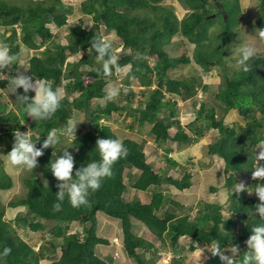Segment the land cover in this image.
<instances>
[{
	"label": "trees",
	"instance_id": "1",
	"mask_svg": "<svg viewBox=\"0 0 264 264\" xmlns=\"http://www.w3.org/2000/svg\"><path fill=\"white\" fill-rule=\"evenodd\" d=\"M164 1L84 0L82 11L93 18L94 24L87 27L80 22L69 26L68 42L62 44L57 41V35L49 24L54 23L59 28L67 26L73 8L63 0H0V26L4 28V34L11 30L8 37L2 36V42L10 46L11 52L19 60L22 45L36 50L37 53L30 58L29 70L24 74L46 80L54 89H61L65 95L61 108L47 121L37 122L28 116L16 102L15 94V105L10 108L1 90L7 89L9 82L17 75L15 70L19 65H13L10 76L0 79V155L11 151L14 129L26 131L29 127L36 130L40 137L37 147H40L47 133L63 127L74 115V111H85L91 128L76 133V139L72 141L74 150L68 149L76 160L75 172L80 164L100 159L95 148L98 138H119L112 127L101 122V119L116 112L130 111L129 115L139 126L151 125L150 135L161 147L169 141L178 143V146H182V143L189 144L198 141L211 129L218 130L219 135L208 144L207 151L209 155L224 161L225 172L229 174L227 187L237 184L238 177L244 178L251 174L255 170L251 167L255 155L253 149L258 141L264 140V55L258 53L249 62L251 70L248 72L243 71L241 66L227 72L229 51L226 41H230L231 28L241 24L244 12L240 0L235 4L231 0H178L184 8L182 10H185L182 18L171 7L164 5ZM217 1L224 3L227 18L220 12L212 16L213 6L218 8ZM260 12L259 19L252 26L261 32L264 30V0L261 1ZM150 14H154V18ZM218 15L222 17L220 22L223 33L214 35L211 29L215 26ZM18 24L20 31L17 29ZM101 25L115 30L121 39L113 42V48H120L122 51L118 66L122 69L127 64L132 65L128 75L139 80L144 87L143 95L147 96L150 91L145 103L139 101L136 107H127L120 102L119 98L126 93L125 90L128 91V98L134 102L137 93L128 85L121 87L119 97L107 99L106 87L110 80L117 79V68H112L111 75H104L102 62H97L98 53L95 50L89 53L92 38L101 36L98 32ZM177 34L183 39L172 41ZM186 41L194 45L192 56L187 54ZM172 42L179 49L176 56H172L166 48ZM42 47L45 49L41 51ZM80 52L84 53L80 60L68 62L69 55ZM148 56L157 58L154 67L148 63ZM182 64H192L193 67L199 65L203 71L211 70L213 66H225L223 82L218 92L214 93V102L200 101L195 119L187 124L190 131L176 118V98L189 100L197 94V85L205 90L209 85L200 84L195 77L187 79L169 76V70ZM84 65H89L90 68H82ZM8 70L10 68L3 72ZM153 84L156 87L150 90ZM18 92L23 93V89H18ZM28 95L34 96V92L30 91ZM94 100H98L97 107H94ZM217 104L224 107L221 118L217 115ZM233 110L245 117V125L225 122V116ZM174 126L178 130L171 136L169 130ZM127 127L131 128L132 125L128 124ZM2 142H5L7 148ZM122 142L128 149L127 156L113 164L112 175L103 178L101 187L90 194L89 204L78 208L71 205L67 196L63 202L57 200V185L60 181L54 177L50 168L54 156L50 147L44 150V154L37 158L38 166L24 180L27 188L24 196L7 204V207L26 209L15 218L17 227L5 218L6 206L0 203V251L4 247L12 250L7 257L0 258V264H40L47 259H52L50 264H109L97 251L98 245L110 244L108 239L97 234L98 212L120 220L124 254L137 264H157V260L146 257L145 252L150 249L157 252L158 247L138 236L133 231L134 223L144 224L151 235L165 245L170 242L175 253L182 251L180 239L185 236L192 241L189 246L191 251H195L198 244H210L213 239H218L227 254L231 244L237 245L240 253L237 259H242L247 252L246 240L251 235V226L260 222L258 213L254 212L259 202L254 192L252 195L247 192H232L229 198L231 204L226 212L219 203H203L197 219L192 221L191 214H179L175 211L180 204L169 198L165 188L173 185L184 191L193 184L194 174L191 170L186 169L182 175L173 176L165 169L167 167L164 165L171 164L178 173L183 167L182 163L170 156L177 146L165 147L164 165L156 169L142 143L131 138H125ZM257 150L255 149L256 153ZM3 166L4 160L0 156V190H9L13 187V179ZM128 167L136 171L133 187L151 192L150 200H124L127 189L125 171ZM251 181L246 185L250 190L259 183L253 178ZM56 203H61L59 211H54ZM72 222L85 227L83 236L78 232L68 233ZM18 227L29 228L34 232L47 230L53 233V238H43L45 240L36 248L20 236ZM225 233L228 235H224ZM139 249L144 251L139 252ZM178 258L182 260L171 264H198L184 262L182 255ZM201 264H221V261L218 256L212 257L210 254Z\"/></svg>",
	"mask_w": 264,
	"mask_h": 264
},
{
	"label": "rangeland",
	"instance_id": "2",
	"mask_svg": "<svg viewBox=\"0 0 264 264\" xmlns=\"http://www.w3.org/2000/svg\"><path fill=\"white\" fill-rule=\"evenodd\" d=\"M17 1V0H12ZM84 0H63V2L69 6L72 7L73 10L69 15L68 24L64 27H57L54 23H50L49 27L51 30L57 35L56 39L62 44H67V35H68V29L69 26L78 24L82 22L84 25L93 26L94 20L91 18V16H88L83 13L82 11V2ZM228 1V0H224ZM232 4H235L237 0H231ZM262 0H240V3L243 7V14L240 20L239 25H235L231 28L230 32V41H226V48H228L227 54V62H226V69L227 72H232L233 69L240 68V65L238 64L239 60V52L238 49L245 44L253 43L258 48V53H261L264 55V38H261L260 31L258 29H254L252 26V23L259 19L260 17V5ZM164 5L167 7H171L175 13L182 18V16L185 13V10L178 2V0H165ZM214 13L212 16H215L217 13H219V9L215 6H213ZM152 18H154V14H150ZM219 16V15H218ZM222 17L216 18L215 26L212 27L211 32L214 35H219L222 32V24L220 22ZM18 31L21 30L19 27V24L17 25ZM98 32L101 36L104 37H110L113 42H119L121 39L118 37L115 30L107 29L105 26L101 25L98 28ZM223 33V32H222ZM11 34V30L9 29L6 34H4V28L0 26V42H2V36L8 37ZM236 34V35H234ZM179 39H183L181 35H175L172 41H177ZM186 40V39H185ZM20 41V40H19ZM216 42V41H214ZM186 47H187V54L192 56L193 55V49L194 45L190 44L186 41ZM166 48H168V52L172 56L178 55L179 49L174 46V43L172 42L169 44ZM45 47H42L40 50H44ZM21 57L19 60L18 69L15 70L17 75L28 71L29 64H30V58L37 53L36 50L28 49L24 45H22L21 49ZM67 54H70L69 50H66ZM87 53V52H85ZM122 51L118 53V56ZM83 52H80L76 55H69V58L67 59L68 62L74 63L76 60H80V58L83 56ZM148 63L154 67L157 63V58L153 56H148ZM98 62V61H97ZM76 63V62H75ZM194 64V62H193ZM82 68H90L89 65H84ZM131 64H127L122 68V71H116L117 79L110 80V82L107 84L106 91L108 92L112 88L118 89V91L121 89L123 85H128L129 88H132L136 93V97L134 99V102H132L128 98V91L126 93H123L122 96L119 98L120 102L122 104H125L127 107H136L140 102H144L148 100L150 91L148 95H143L142 91L144 90V87L139 83V80L135 77H131L128 75L130 74V70L132 69ZM11 72V67L8 72L0 71V79L3 77H9ZM225 72V66H213L211 70L203 71V69L199 65H195L193 67L192 64H182L178 67L169 70L168 74L169 76L173 78H189L193 79L195 77L198 79V82L202 85L208 84L209 88L207 90L203 89L201 85H197V94L190 98L189 100H184L179 97L176 98L178 109H177V116L176 118L180 121L181 125L185 127L187 131H190V127L187 125L191 121L195 119L196 116V108L199 106L200 101L206 100L209 102H214V93L218 92L220 88V84L223 82V75ZM35 81V79H33ZM10 84H8V87ZM156 87V84H153L151 86V89H154ZM3 93L4 100L9 102V107L12 108L14 104V94L7 95V89L1 90ZM119 97V96H118ZM169 95H167V98ZM196 101H195V100ZM98 100H94V107L97 105ZM217 103V102H216ZM217 115L219 118L223 117L224 115V107L220 104H217ZM97 107V106H96ZM130 111H121L113 113L109 117H105L101 119V122L109 124L112 129L116 132L119 139L122 141L125 138H131L134 139L140 143L143 144V148L146 152V154L149 155V159L151 160V163L153 166L157 168H161L164 165V155L163 151L164 148L158 146L155 142L153 137L150 135V128L151 125L146 124L144 126H139V124L131 118L129 115ZM164 114V112H163ZM162 114V115H163ZM165 115V114H164ZM259 115V114H258ZM72 117H78L81 118L82 122H80L77 126L76 133H79L80 131L83 132V130H87L91 128V124L89 122V117L85 111H74V115ZM71 117V118H72ZM245 117L241 115L237 110H233L229 114L225 116V122H228L230 124L236 122L240 125H245ZM128 124L132 125L131 128H128ZM1 130V126H0ZM31 132L33 139L35 140L38 138L39 134L36 130H33L29 127L26 128V131ZM178 128L176 126L172 127L169 130V133L171 136H174ZM219 135L218 130L211 129L210 131L206 132L205 135L198 139V141L191 142L189 144L182 143V146H178V143H171L170 146L167 144L164 145V147H172L173 145L177 149L175 151L170 153V156L177 159L180 163H182L181 170L177 173L175 172L174 168L171 166V164L164 165L165 168L170 174L173 176H180L182 175V172L186 169L191 170L192 173H194L195 176V184L193 188L186 189V191H180L176 189L175 187L168 186L165 188L166 192L169 196V198H172L179 202V206L175 208V211L179 214H191V220L195 221L197 219V216L199 214V209L203 208V203H219L223 205L225 212L228 211V207L231 204L230 201V194L234 191L237 184L240 182H244L246 185L251 183L252 181V173L243 177H238L239 182L237 184L233 185L232 187H227V177H229V174L225 172L224 169V161L218 157H214L212 155H209L207 151V146L210 142L214 140ZM47 138V136L45 137ZM73 141V140H72ZM72 141L68 140L67 138H62V142L53 147H50V152L55 158H57L59 155H61V151L63 147H69L68 149L73 151L74 148L72 146ZM14 143V140L11 142ZM2 145L7 148L5 142H2ZM38 146V141L36 142V147ZM259 152V149L257 150V154ZM2 159L4 160V170L12 177L13 179V187L9 190H0V203L3 206H6V214L5 218L7 220H11L13 222L14 227H17L15 224V218L21 214L22 212H25L24 207H18V208H12L7 207V204L11 200H16L18 197L24 196L26 193V186L24 184L25 178L29 176L30 171L24 169L23 167L19 166H13L9 159L7 153H3L0 155ZM211 160H210V158ZM262 163V161H261ZM128 169L126 171V182L128 176H131V172L134 169ZM134 172H136L134 170ZM40 174L39 176H41ZM42 177V176H41ZM129 186V185H128ZM214 188V189H213ZM216 188V189H215ZM137 193V190L133 189L131 186L128 187V190L124 194V200L129 201L132 200V198H142L147 200L151 194L148 196L146 195V192L143 194H137L139 197H136L135 194ZM253 194V193H252ZM251 194V195H252ZM183 205V206H182ZM189 207H192L190 210ZM98 229L97 234L100 237H104L108 240H110L111 244L107 245V248H104L110 252V254H113L115 256L114 260H117L123 256L122 252L123 249L121 246H116L115 242L116 240H119L122 243L123 238V231L121 222L118 219L112 218L108 216L107 214L100 212L98 213ZM52 225V224H50ZM49 229V228H47ZM85 227L81 224H78L77 222H72L70 224V228L68 230V233L70 232H78L81 236L84 234ZM133 231L138 235L145 239H147L150 242H153L156 247H158V251L155 252L153 249L147 250L145 252V256L148 258H155L157 260V264H171V263H179L180 258H178L179 255H182L185 258L184 262H194V263H204L208 257L210 256V253L205 251L202 253L200 258V253L202 249L205 247L206 244H198V248L195 251H191L189 249L190 244H192V241L188 237H181L180 239V246L181 252H174L172 251V246L170 242H167L165 245L163 242L158 240L153 234L151 235L148 228L141 223H134ZM239 231V228L236 230ZM18 233L20 236L29 242L30 244L34 245L36 248L39 247L40 243L43 242L45 239L53 238V233L47 232V230H42L38 232H34L33 230L29 228H20L18 227ZM45 238V239H43ZM55 239V236H54ZM61 241V240H60ZM123 244V243H122ZM106 246V245H102ZM164 246V247H163ZM61 251L60 249H58ZM139 252H143L144 249H139ZM115 252H119V256H116ZM229 254L231 255L230 251ZM124 258V257H123ZM127 258V256H126ZM180 259V260H179ZM47 261L43 260V264ZM109 264H118L116 262H110ZM122 264V263H121ZM125 264H136L132 259H129L128 262Z\"/></svg>",
	"mask_w": 264,
	"mask_h": 264
},
{
	"label": "clouds",
	"instance_id": "3",
	"mask_svg": "<svg viewBox=\"0 0 264 264\" xmlns=\"http://www.w3.org/2000/svg\"><path fill=\"white\" fill-rule=\"evenodd\" d=\"M260 36L261 38H264V30L260 32ZM89 49L90 54L92 50H95L98 53L96 58L98 62H102L104 75H111L112 68L114 66L117 68V71H122V69L118 66V53L120 52V48H113V41L110 37L98 35L92 38ZM238 52V64L241 66V69L245 72L250 71L251 64L249 62L258 56V48L253 43H248L240 47ZM18 61V56L11 52L10 46L7 43L0 42V71L10 68L13 65H23L19 64ZM33 79H35V81H33ZM9 84L10 86L7 88V95L10 93L15 94L16 102L22 107L23 111L37 122L49 120L57 112V110L61 108L62 102L65 99L64 92L61 89H54L46 80L32 78L31 76L23 73L14 76ZM20 88L23 89V93L18 92V89ZM30 91L34 92V96L30 97L28 95ZM118 95V89L112 88L107 92V99L114 100ZM82 121L84 120L78 117L69 118L63 127L53 129L48 132L47 138L43 140L40 147H36V142L40 139V137L34 140L31 132L28 130L21 131L19 128L14 129V143L11 151L7 153L10 163L13 166L23 167L29 171L36 169L38 166L37 158L44 154V150L49 147L54 148L59 145L62 142V138H67L70 141L76 139L77 126ZM171 143L172 141H169L167 145L170 146ZM68 148L69 147L62 149V155H59L55 158V160L51 161L50 168L54 177L60 181L57 185L59 189L57 192V200L63 202L67 196L71 205L78 208L82 205L89 204L90 194L97 191L101 187L103 178L110 177L112 175L113 164L120 158L126 157L128 149L119 138H98L96 140L95 148L99 153L100 159L92 160L87 164H80L74 172V164H76V160L73 153L70 152ZM163 148L164 155L165 147ZM255 149H259L258 154L255 152ZM253 151L255 155L251 167L255 170L252 172V178L258 180L259 183L256 184L254 189L250 190L244 182H240L234 189L237 194L242 192L252 194L254 192L258 196L259 200L255 206L254 212L255 214L258 213L260 222L251 226V235L246 240L247 252L244 253L242 259L238 260L237 257H239L240 253L237 245L231 244V247H228V251L231 253V255H229L222 247L221 241L213 239L210 244H206L202 249L200 258L202 253L207 251L212 257L218 256L221 264H264V163H261V161H264V140L258 141ZM130 168L131 167L126 168V171ZM132 171V177L128 176L127 178L126 191L129 186L135 189L133 187L135 172L134 170ZM171 187L174 186L171 185ZM145 192L147 196L151 194L149 191L137 190L135 196L139 197V194H143ZM133 199L134 198H132V200ZM139 199L141 201H148L151 197L147 200L142 198ZM53 208L54 211H59L61 209V203L54 204ZM222 227L224 228V224ZM224 235L228 234L225 233ZM119 246L123 249V244ZM11 251L10 247H4L3 250L0 251V258L7 257ZM116 256H119V252L116 253ZM124 256L126 257V254H124ZM100 257L109 263L108 260L104 259L102 256ZM127 257L132 259L129 256ZM132 260L134 261V259Z\"/></svg>",
	"mask_w": 264,
	"mask_h": 264
},
{
	"label": "crops",
	"instance_id": "4",
	"mask_svg": "<svg viewBox=\"0 0 264 264\" xmlns=\"http://www.w3.org/2000/svg\"><path fill=\"white\" fill-rule=\"evenodd\" d=\"M210 158V157H209ZM210 160H211V158H210ZM194 184H195V176H194V180H193V184H192V186H191V188H193L194 187ZM190 188V189H191ZM123 231V230H122ZM116 243H117V246H119V245H121L122 243H123V238H122V243L119 241V240H116ZM101 247H104V248H107V245L106 246H102V245H100V246H98L97 247V251L99 252L98 254L100 255V256H102L104 259H106V260H108V261H110V262H116V263H118V264H125L126 262H128L129 261V258L127 257H125L124 256V254H123V251H121L122 252V254H123V256L121 255V257L118 259L117 258V260H114L115 259V257H114V255L113 254H110V252L108 251V250H106V249H104V248H101ZM115 253H118V252H115ZM116 255V254H115ZM124 257V258H123ZM45 261H47L46 263H44V264H50L51 262H52V259H47V260H45ZM43 262V261H42ZM40 263V264H43V263Z\"/></svg>",
	"mask_w": 264,
	"mask_h": 264
},
{
	"label": "water",
	"instance_id": "5",
	"mask_svg": "<svg viewBox=\"0 0 264 264\" xmlns=\"http://www.w3.org/2000/svg\"><path fill=\"white\" fill-rule=\"evenodd\" d=\"M217 6L219 8V12L222 13L225 16V18H227V14H226V10L224 8V4L220 1H217Z\"/></svg>",
	"mask_w": 264,
	"mask_h": 264
},
{
	"label": "bare ground",
	"instance_id": "6",
	"mask_svg": "<svg viewBox=\"0 0 264 264\" xmlns=\"http://www.w3.org/2000/svg\"><path fill=\"white\" fill-rule=\"evenodd\" d=\"M192 62V61H191ZM199 64V63H198ZM149 66V65H148ZM3 90V89H2ZM163 106V105H162ZM176 113V112H175ZM168 119V118H167ZM173 121V120H172ZM90 122V121H89ZM151 133V132H150ZM135 190H137V189H135ZM170 207V206H169ZM174 209V208H173ZM98 213H100V212H98ZM104 213V212H103ZM97 217H98V214H97ZM123 230V229H122ZM117 244V243H116ZM96 255V254H95ZM148 260V259H147Z\"/></svg>",
	"mask_w": 264,
	"mask_h": 264
}]
</instances>
